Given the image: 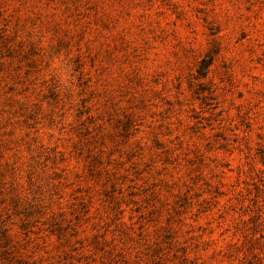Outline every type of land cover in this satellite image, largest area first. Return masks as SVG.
Listing matches in <instances>:
<instances>
[{
    "label": "rangeland",
    "instance_id": "rangeland-1",
    "mask_svg": "<svg viewBox=\"0 0 264 264\" xmlns=\"http://www.w3.org/2000/svg\"><path fill=\"white\" fill-rule=\"evenodd\" d=\"M0 264H264V0H0Z\"/></svg>",
    "mask_w": 264,
    "mask_h": 264
},
{
    "label": "trees",
    "instance_id": "trees-1",
    "mask_svg": "<svg viewBox=\"0 0 264 264\" xmlns=\"http://www.w3.org/2000/svg\"><path fill=\"white\" fill-rule=\"evenodd\" d=\"M204 74V72H202Z\"/></svg>",
    "mask_w": 264,
    "mask_h": 264
}]
</instances>
